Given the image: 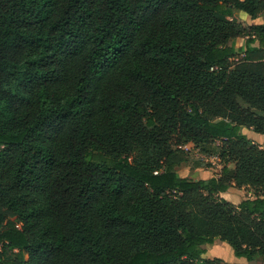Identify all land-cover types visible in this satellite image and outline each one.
I'll list each match as a JSON object with an SVG mask.
<instances>
[{"label":"trees","instance_id":"obj_1","mask_svg":"<svg viewBox=\"0 0 264 264\" xmlns=\"http://www.w3.org/2000/svg\"><path fill=\"white\" fill-rule=\"evenodd\" d=\"M238 12L264 0H0V264L264 263V24ZM217 140L219 175L175 170Z\"/></svg>","mask_w":264,"mask_h":264},{"label":"rangeland","instance_id":"obj_2","mask_svg":"<svg viewBox=\"0 0 264 264\" xmlns=\"http://www.w3.org/2000/svg\"><path fill=\"white\" fill-rule=\"evenodd\" d=\"M236 19L245 27H247L249 25L248 23H250V17L243 12H238ZM258 19L259 22L264 23V13L258 15ZM244 41L245 39L241 37H237L233 40L236 47L243 46ZM253 133L255 135V138H258L259 135L262 136V138H260V140L256 139L257 141H253V140L252 141L264 148V134H259L255 132ZM180 145L181 144L175 146L177 147V154L181 159L179 164L175 167V170L180 175L183 176L186 174L192 176V174L195 172V169L197 167L202 168L199 170L201 173V175L199 176H205L206 175L205 172L207 171L208 168L218 169V172L214 173V175L220 174L221 168L223 166V160L219 157L220 142L218 140L213 142L212 144L196 145L188 152L182 151L179 148ZM228 165L230 167H233V163H228ZM248 190L249 188L247 187H232L225 193L227 199H229L230 202H232L233 204H237L241 198L250 196ZM228 247L231 248L229 245ZM192 264H198V263L193 262ZM218 264H230V263H225L223 260H220Z\"/></svg>","mask_w":264,"mask_h":264},{"label":"crops","instance_id":"obj_3","mask_svg":"<svg viewBox=\"0 0 264 264\" xmlns=\"http://www.w3.org/2000/svg\"><path fill=\"white\" fill-rule=\"evenodd\" d=\"M258 23H261V22H259V19L257 16L255 19L250 18V23L248 24L252 25V24H258ZM241 132L253 141H257L256 139L260 140V138H262V136L260 135L258 138H255L253 131L250 129H242ZM200 169L202 168L197 167L195 169V172L192 174V177H194L195 179H206V178L212 177L214 173L218 172V169L208 168L207 171L205 172L206 174L205 176H199L201 175L199 171ZM183 176H186V174ZM221 195L227 199L226 193H223ZM201 258L202 259L218 258L220 260H223L225 263H230V264H264L261 261H247L244 257L234 256L232 248H229L225 242H222L220 240H216L213 244H208L206 247V252L201 256Z\"/></svg>","mask_w":264,"mask_h":264},{"label":"built area","instance_id":"obj_4","mask_svg":"<svg viewBox=\"0 0 264 264\" xmlns=\"http://www.w3.org/2000/svg\"><path fill=\"white\" fill-rule=\"evenodd\" d=\"M179 148H180L182 151L188 152L189 150H191L192 148H194V145H193V143L188 142V143L181 144V145L179 146Z\"/></svg>","mask_w":264,"mask_h":264}]
</instances>
